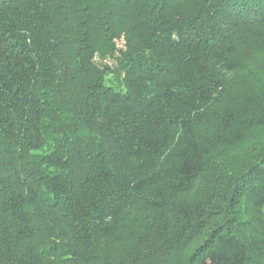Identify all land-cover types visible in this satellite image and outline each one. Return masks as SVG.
I'll list each match as a JSON object with an SVG mask.
<instances>
[{"label": "trees", "instance_id": "16d2710c", "mask_svg": "<svg viewBox=\"0 0 264 264\" xmlns=\"http://www.w3.org/2000/svg\"><path fill=\"white\" fill-rule=\"evenodd\" d=\"M263 207L264 0H0V264H264Z\"/></svg>", "mask_w": 264, "mask_h": 264}, {"label": "rangeland", "instance_id": "374dc122", "mask_svg": "<svg viewBox=\"0 0 264 264\" xmlns=\"http://www.w3.org/2000/svg\"><path fill=\"white\" fill-rule=\"evenodd\" d=\"M198 189H204L203 186H201V184L198 185L197 187ZM264 210V207H263ZM187 249V248H186ZM114 254L111 252L106 253L103 257H102V264H112L113 262H109L110 260L113 261Z\"/></svg>", "mask_w": 264, "mask_h": 264}]
</instances>
